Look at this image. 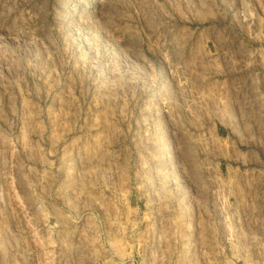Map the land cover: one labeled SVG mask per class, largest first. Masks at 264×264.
<instances>
[{"label":"rangeland","instance_id":"rangeland-1","mask_svg":"<svg viewBox=\"0 0 264 264\" xmlns=\"http://www.w3.org/2000/svg\"><path fill=\"white\" fill-rule=\"evenodd\" d=\"M0 264H264V0H0Z\"/></svg>","mask_w":264,"mask_h":264}]
</instances>
